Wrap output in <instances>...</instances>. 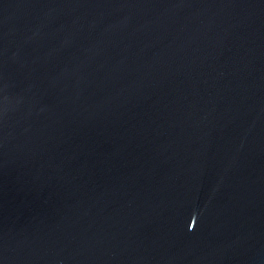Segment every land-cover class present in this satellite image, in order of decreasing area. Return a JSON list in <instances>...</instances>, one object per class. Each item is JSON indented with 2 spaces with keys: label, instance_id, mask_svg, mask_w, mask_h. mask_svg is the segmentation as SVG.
Here are the masks:
<instances>
[{
  "label": "water",
  "instance_id": "95a60500",
  "mask_svg": "<svg viewBox=\"0 0 264 264\" xmlns=\"http://www.w3.org/2000/svg\"><path fill=\"white\" fill-rule=\"evenodd\" d=\"M0 264H264V0H0Z\"/></svg>",
  "mask_w": 264,
  "mask_h": 264
}]
</instances>
